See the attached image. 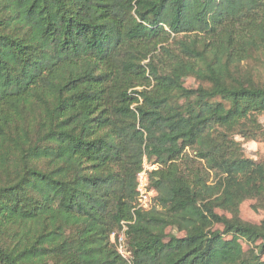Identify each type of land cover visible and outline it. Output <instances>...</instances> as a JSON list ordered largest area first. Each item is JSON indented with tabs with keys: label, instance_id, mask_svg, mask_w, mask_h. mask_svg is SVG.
Returning <instances> with one entry per match:
<instances>
[{
	"label": "trees",
	"instance_id": "obj_1",
	"mask_svg": "<svg viewBox=\"0 0 264 264\" xmlns=\"http://www.w3.org/2000/svg\"><path fill=\"white\" fill-rule=\"evenodd\" d=\"M238 23L264 50V0H0V264H264V218L239 215L264 164L232 135L263 137L264 85L231 71ZM200 33L220 44L178 38Z\"/></svg>",
	"mask_w": 264,
	"mask_h": 264
},
{
	"label": "rangeland",
	"instance_id": "obj_2",
	"mask_svg": "<svg viewBox=\"0 0 264 264\" xmlns=\"http://www.w3.org/2000/svg\"><path fill=\"white\" fill-rule=\"evenodd\" d=\"M231 27L233 29V37L235 40L234 46L230 48V57L234 61V63L230 65L231 71H233V73L238 72V74L246 77V80L264 85V50L260 48L249 50L248 48L247 51V46L243 43V41L248 38V36H246L248 30L247 24L238 23L232 25ZM249 32L251 34V30ZM180 37L186 41L195 39L199 49H202L204 46L206 48H212L213 45L220 44V41L216 40V35L211 34H190L183 37L181 35L178 38ZM166 46L172 47V50L178 52L176 48L178 46L177 43L170 41L166 44ZM197 84L198 82L192 77L184 79V85L186 87H196ZM257 121L261 125L262 130H264V114L257 115ZM232 137L235 141L240 143L241 153L244 157L264 164V134L263 137H259V139L256 140H245L238 134H234ZM190 154L193 155L192 152H190ZM142 165L145 167L146 173L148 174L149 171L153 170L151 166L156 164H152L151 161L144 158ZM193 167L194 170L192 169V171L196 170L202 177H206L207 183L211 182L212 174L207 173L203 169V164L199 162L193 163ZM184 172L187 174L190 173L191 168H188L187 170L185 169ZM260 202H263L264 204V199H246L242 201L239 205L240 217L245 221L258 223L262 218H264V205L262 203L260 204ZM217 227L219 226L215 225V228ZM166 231L177 236L182 235V232L177 231L175 228L169 227Z\"/></svg>",
	"mask_w": 264,
	"mask_h": 264
},
{
	"label": "built area",
	"instance_id": "obj_3",
	"mask_svg": "<svg viewBox=\"0 0 264 264\" xmlns=\"http://www.w3.org/2000/svg\"><path fill=\"white\" fill-rule=\"evenodd\" d=\"M155 168V165L151 166ZM136 206L137 208H149L152 204L153 197L156 191L150 188L148 183V174L146 173L145 167L141 169L136 175ZM122 230L119 232H113L110 235L111 241L115 244L117 252L125 259H128L130 252L126 249L124 243V230L126 229L125 223L121 222Z\"/></svg>",
	"mask_w": 264,
	"mask_h": 264
}]
</instances>
